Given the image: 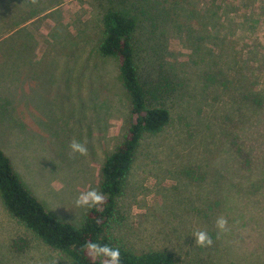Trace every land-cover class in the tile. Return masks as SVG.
<instances>
[{
	"label": "rangeland",
	"instance_id": "obj_1",
	"mask_svg": "<svg viewBox=\"0 0 264 264\" xmlns=\"http://www.w3.org/2000/svg\"><path fill=\"white\" fill-rule=\"evenodd\" d=\"M159 2L151 26L133 0H0V151L49 215L81 223L89 207L75 199L97 190L127 128L116 61L98 53L102 14L126 10L139 77L168 92L169 122L136 148L112 237L175 264H264V0ZM198 230L211 247L195 245ZM55 261L68 263L0 200V264Z\"/></svg>",
	"mask_w": 264,
	"mask_h": 264
},
{
	"label": "trees",
	"instance_id": "obj_2",
	"mask_svg": "<svg viewBox=\"0 0 264 264\" xmlns=\"http://www.w3.org/2000/svg\"><path fill=\"white\" fill-rule=\"evenodd\" d=\"M133 2L140 5L145 21L154 26L160 15L156 6L160 4L159 0ZM100 21L102 39L98 53L102 57L115 59L120 86L129 105L128 123L122 140L105 157L99 169L97 191L104 194L105 202L89 207L78 226L59 222L24 188L2 151L0 200L14 220L48 248L66 257L67 264H104V257L90 256L83 248L86 241L119 248L121 264H175L174 258L164 251L132 252L119 244L110 233V226L115 221L116 197L130 169L136 148L144 135H155L168 124L169 113L163 105L168 92L157 86H147L135 66V19L126 10L109 8L104 11Z\"/></svg>",
	"mask_w": 264,
	"mask_h": 264
},
{
	"label": "clouds",
	"instance_id": "obj_3",
	"mask_svg": "<svg viewBox=\"0 0 264 264\" xmlns=\"http://www.w3.org/2000/svg\"><path fill=\"white\" fill-rule=\"evenodd\" d=\"M32 3H36V0H32ZM69 148L73 154L85 156L88 153L86 144L75 138L69 144ZM104 202V194L94 188L81 192L75 199V205L77 207H93L101 205ZM227 224L228 221L223 216L218 217L215 222V226L219 230V233H223L227 230ZM192 236L195 237V245L197 246L211 247L213 245V239L207 231L198 230ZM83 248L90 256L104 257V264H121V253L119 248H114L109 244H102L93 241H86ZM54 264H58V261H55Z\"/></svg>",
	"mask_w": 264,
	"mask_h": 264
}]
</instances>
